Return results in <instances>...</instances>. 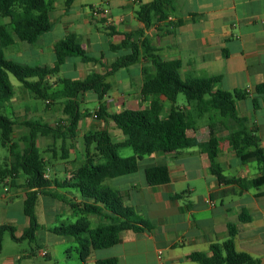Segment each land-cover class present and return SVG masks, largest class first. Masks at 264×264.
I'll return each instance as SVG.
<instances>
[{
  "label": "crops",
  "instance_id": "obj_1",
  "mask_svg": "<svg viewBox=\"0 0 264 264\" xmlns=\"http://www.w3.org/2000/svg\"><path fill=\"white\" fill-rule=\"evenodd\" d=\"M78 1L67 9L66 0H47L51 30L34 45L21 42L15 36V45L10 47L14 50L9 58L25 65L52 67L55 63L54 44L69 33H76L84 52L97 62L85 63L79 57L71 58L61 67L59 76L86 80L112 70L120 57L130 53L127 49L113 50L112 46L121 44L124 34L144 29L145 37L162 60L181 62L183 79L218 77L217 88L245 92L247 97L238 101L237 111L239 116L247 119L249 130L256 131L264 149V92L258 91L264 85V0H174L169 18L147 29L138 20L136 12L140 4L152 0ZM93 7H100L107 13L94 16L91 12ZM67 67L73 68L75 73ZM154 77L152 62L144 58L112 73L106 80L111 85L106 97L108 111L114 114L125 109L140 110L154 100L169 107V102L161 95L143 97V85ZM17 89L7 106L9 112L19 118L14 141L29 133L24 126L25 120L39 119L51 125L57 124L51 121L49 113L43 111L42 117H32L31 114L42 106L33 103L32 100L36 99L22 86H17ZM82 99L84 104L97 100L94 93H86ZM85 107L82 109H87V105ZM159 109L164 115L170 110ZM188 109L192 112L191 108ZM62 116L66 121L63 111ZM236 129L238 124L233 119H222L211 112L198 117L196 128L188 131L187 135L201 144L216 138L219 142L217 163L222 174L227 179L243 180L242 186L220 183L216 166L200 147L150 153L140 162L137 172L110 179L109 185L121 192L123 203L148 220L153 231H124L117 245L103 249L105 251L93 250L85 264H96L110 258H117V264H199L189 256L198 252L209 254L212 244L224 246L231 238L230 224L237 230L236 249L249 253L264 264V185L251 187L247 184L264 176V167L257 161L243 163L237 156L229 142L230 132ZM99 130H108L115 142L125 140L113 121L85 117L67 152L59 148V152L45 155L48 159L52 155L47 171L49 177L70 178L85 162V135ZM38 142L49 146L53 140L40 137ZM58 145L61 146V142ZM62 154L67 157L65 160H62ZM155 166L168 167V184L149 185L146 170ZM24 183L22 175L14 181L7 179L2 183L4 189L0 195V226L15 227L17 236H21L29 225L24 213L27 203ZM179 194L181 197L177 198ZM77 200L81 198L77 196ZM40 203L43 217L50 223L41 225L37 232L38 245L40 251L47 250L46 258L51 260L54 244L65 242L68 237L53 233L52 228L66 221L74 222L76 216L66 203L52 197L41 196L38 205ZM63 209L68 211L72 220L66 217ZM37 218L39 221L38 214ZM30 250L24 255L9 257L4 264H23L34 255L32 247ZM159 251H162L161 260Z\"/></svg>",
  "mask_w": 264,
  "mask_h": 264
},
{
  "label": "trees",
  "instance_id": "obj_2",
  "mask_svg": "<svg viewBox=\"0 0 264 264\" xmlns=\"http://www.w3.org/2000/svg\"><path fill=\"white\" fill-rule=\"evenodd\" d=\"M76 0H66L69 9ZM174 9V0H152L140 4L136 16L150 28L156 22L169 18ZM50 8L47 0H0V15L9 18V22L0 25V141L9 150V156L0 158V182L7 179L14 181L18 175L25 177L27 203L24 213L29 225L21 236L13 226H0V253L3 249V237L9 232L13 241H29L39 247L37 232L41 224L37 218V206L41 196L52 197L66 203L74 212L76 221L62 223L52 228V232L74 237L78 243L79 259L86 263L93 250L106 249L120 242L121 233H151L153 225L140 216L136 210L123 203L119 190L111 187L110 179L135 173L140 162L150 153H166L181 149L200 147L208 154L217 168L220 183L238 184L243 180L227 179L217 163L219 142L216 138L199 143L188 137L187 132L196 128V119L206 113L215 112L222 119H233L238 129L231 131L229 142L243 163L257 161L264 167V149L261 147L255 130H249L247 119L239 116L238 101L247 94L240 90L233 92L217 88L220 78H186L180 75V61H165L156 54L151 41L145 37V30L124 34L123 41L113 50H130L128 55L120 57L113 69L106 74L88 77L86 80L60 77L61 67L71 58H81L85 63L97 62L86 54L80 37L69 33L54 44L55 63L52 67L30 66L19 63L7 56V51L15 45V36L24 43L34 45L38 39L52 28L49 17ZM142 58L152 62L155 77L142 87L144 98L152 94L161 95L169 102L170 110L164 115L159 108V101H152L148 107L140 110L125 109L119 113L108 111L106 97L111 85L107 77L118 69L132 66ZM14 76L21 86L47 106L61 101L66 121L51 125L39 119L25 120L24 126L29 133L13 141L18 119L7 106L15 97V88L10 77ZM264 92V85L258 88ZM94 93L98 107L91 112L82 109V96ZM183 94L191 108L178 104L179 95ZM255 101V106H257ZM198 117H197V116ZM93 117L97 121H113L123 133L125 140L115 142L108 130L92 131L84 137L85 162L68 179L45 175L52 163L44 153H56L60 148L67 152L71 143L78 136L81 120ZM40 137H51L53 143L43 150L39 145ZM21 142V144H20ZM61 142V146L58 143ZM68 142L69 147L66 145ZM132 148L134 155L121 157L120 149ZM67 150V151H66ZM62 160L67 157L61 155ZM52 158V157H51ZM146 178L151 186L165 185L170 182L167 166H155L146 170ZM251 187L264 185V176L247 182ZM69 194V196H68ZM77 196L81 198L77 200ZM181 194L177 195L180 198ZM90 217L101 219L93 226ZM230 240L224 246L212 244L210 253H193L189 259L199 264H262L249 253L236 249V226L230 224ZM117 258L99 260L96 264H117Z\"/></svg>",
  "mask_w": 264,
  "mask_h": 264
},
{
  "label": "rangeland",
  "instance_id": "obj_3",
  "mask_svg": "<svg viewBox=\"0 0 264 264\" xmlns=\"http://www.w3.org/2000/svg\"><path fill=\"white\" fill-rule=\"evenodd\" d=\"M99 0H79L78 2H84V3H94L97 2ZM9 22V18H4L0 15V25H4L7 24ZM14 50L12 49H8L7 51V56L8 57H12L10 55L11 51ZM68 70H70L71 73H75L73 68L67 67ZM67 77V75L65 76ZM121 77V73L118 75V78ZM11 82L13 83L15 90L18 91L17 86H21V83L18 82V80L11 75L10 77ZM24 90V89H23ZM26 91V90H25ZM32 102L37 103L39 105H41V108H38L39 111L35 112L33 114H31L32 117H42V111L44 113H49L50 115V119L51 121H54L55 123L60 122L63 120V116H62V109H63V103L61 101H59L58 103H55L54 105H51L50 107L47 106L46 103L40 101V100H32ZM178 104L180 106H186L187 108H197L196 104H189L186 100V98L184 97L183 94L179 95V100H178ZM87 105V109L89 110H94L98 107V101L94 100L89 102L88 104H82V108H86L85 106ZM40 107V106H39ZM161 108H169L167 106H161ZM14 137H13V141H14ZM17 142H19V140H17ZM21 144V142H20ZM47 144L45 143H40V147L45 150L46 149ZM59 148L57 149V152H59ZM119 155L121 157H130L132 155H134V151L132 148H123L120 149L118 151ZM44 155H48L46 153H44ZM9 156V150L5 147L2 146L1 141H0V158L3 161L5 158H7ZM50 156L52 157V155L50 154ZM50 157V158H51ZM52 160V158H51ZM3 186L2 183L0 182V195L3 193ZM37 214L39 217V222L41 223V225L45 226V225H49L50 222H48L46 220V218L43 217V208H42V204L40 203L37 207ZM65 211V209H63ZM65 215L66 217H68L69 219L72 220V217H70L68 215V211H65ZM90 220L92 221L93 226H96L98 224H100L101 219L97 218V217H90ZM68 221H66L65 223H67ZM37 243H39L37 241ZM31 244V245H30ZM33 249L34 251V255L28 259L27 261H23V264H85L82 263L79 259V254L77 251L78 248V243L77 241L74 239V237H67L65 242L62 243H55L54 246L52 247V258L51 260H49L46 257H42L41 255H39V247L36 246V244L30 243L29 241H22V242H15L12 240L11 235L9 232H6L4 234L3 237V250L0 253V264H4L5 262H7L8 258L11 256H15V255H24L27 252L31 251L30 249ZM103 250V249H102ZM105 251V250H103ZM48 257V256H47Z\"/></svg>",
  "mask_w": 264,
  "mask_h": 264
},
{
  "label": "built area",
  "instance_id": "obj_4",
  "mask_svg": "<svg viewBox=\"0 0 264 264\" xmlns=\"http://www.w3.org/2000/svg\"><path fill=\"white\" fill-rule=\"evenodd\" d=\"M91 12H92V14L94 15V16H101L103 13H107V11L106 10H103L102 8H100V7H93V8H91ZM247 91H249V88L247 89ZM47 178H49V175L48 174H46L45 175ZM40 255L42 256V257H47L48 256V252H47V250H41L40 251ZM158 258H159V260H161V258H162V251H159L158 252Z\"/></svg>",
  "mask_w": 264,
  "mask_h": 264
}]
</instances>
